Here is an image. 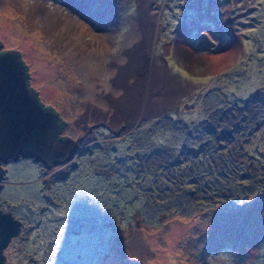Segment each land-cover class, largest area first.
Wrapping results in <instances>:
<instances>
[{"label": "rangeland", "instance_id": "rangeland-1", "mask_svg": "<svg viewBox=\"0 0 264 264\" xmlns=\"http://www.w3.org/2000/svg\"><path fill=\"white\" fill-rule=\"evenodd\" d=\"M0 42L72 141L86 106L132 126L49 170L7 165V264H264V0H0ZM132 45L139 97L121 104L109 67L123 83Z\"/></svg>", "mask_w": 264, "mask_h": 264}, {"label": "water", "instance_id": "water-1", "mask_svg": "<svg viewBox=\"0 0 264 264\" xmlns=\"http://www.w3.org/2000/svg\"><path fill=\"white\" fill-rule=\"evenodd\" d=\"M28 77L18 52L0 50V164L19 158L46 166L70 162L76 155V142L60 136L58 113L40 101ZM21 226L20 219L0 209V264H7L4 251Z\"/></svg>", "mask_w": 264, "mask_h": 264}, {"label": "bare ground", "instance_id": "bare-ground-1", "mask_svg": "<svg viewBox=\"0 0 264 264\" xmlns=\"http://www.w3.org/2000/svg\"><path fill=\"white\" fill-rule=\"evenodd\" d=\"M56 21L57 20L53 18V22H56ZM78 25L81 27L82 31H84V29H86V31L88 30L86 28L87 27L86 25H84L80 22L78 23ZM137 34L140 35L139 33H137ZM138 52H139V55H138ZM140 52H142L141 45L140 46L139 45L138 46L132 45L130 49L126 48V51L124 53V57L126 56L129 60H126L123 58V60L125 61V64H124L125 66H123L124 67L123 68V74L125 75L123 83H121L120 81H117L118 77H117V75H115V64H113L109 67V75H112L113 77L112 78L110 77V81L108 82V84H109V86L112 85L111 87H113V86L119 87L117 90L115 88H113V89L115 90L116 97L121 96V97L116 98V99H118L117 100L118 102H121V104H123L125 100H127L129 102V101L133 100L134 98L137 99V96L139 97V95H138L139 92L134 91L133 89H129L130 83H128V77H130L131 75H134L133 72H135V71L140 73L141 68L144 67V65L140 64V63L143 62L145 58L143 57V60L140 61V57H141ZM138 61H140V63ZM156 83H163V80L160 77H158L156 74L153 73V74H151L150 82L147 85H153ZM163 86H164V88H163ZM122 91H124V92H122ZM156 92H157V97H158L157 103L159 104V101H160V103H163L164 97H166L165 93H167V92L169 93L170 88L167 89V85L166 84L164 85V83H163V85L159 84V87L157 88ZM108 97L110 98V95L104 96V98H108ZM144 100H145V98H144ZM110 102H112V100H110ZM157 103L155 104L153 101L151 103L148 102V104H146V106H148V111L150 110V112H156V110L155 111H153V110L155 108L154 105L156 107L158 106ZM143 105H145L144 102L141 106V109L143 108ZM115 107L117 108V113L120 114L119 119H117V121H116V123L118 125L121 122V120L123 121L128 117V116H126L128 114L125 112L123 105H120L121 108H118V105ZM129 107H131V106H129ZM151 108H152V110H151ZM96 111H97V113H96L95 117L100 118V117L104 116L105 112L102 111L101 109L98 108ZM141 112H142V110H141ZM147 114H148V112H147Z\"/></svg>", "mask_w": 264, "mask_h": 264}, {"label": "flooded vegetation", "instance_id": "flooded-vegetation-1", "mask_svg": "<svg viewBox=\"0 0 264 264\" xmlns=\"http://www.w3.org/2000/svg\"><path fill=\"white\" fill-rule=\"evenodd\" d=\"M44 105L46 107H50L51 109H53L54 111H56L51 106H48L46 104H44ZM84 109H85V112H83L81 114V118H78L77 123H75L76 126H77V128H78L77 129L78 130V133H76L75 135H73L74 138H75V141H76V149L79 148V147L82 148V146H84V145L86 146L87 140L90 139V138H91V142L97 141L98 129L108 128L109 129V133L111 135H113V136H116L118 134V132H121V131L125 130L128 126L130 128L132 127V126H130L131 125V122L129 121V118L128 117L125 120H123L124 122L121 120V122L115 128L112 127L113 123L116 122L117 119H119V116H120V114L117 113V108L114 105H110L104 111L105 112L104 113V116L103 117H100V118L95 117V115L97 113L96 108L95 109L94 108L91 109V108H88V106H86ZM89 119H90L91 122H93V124L92 123H90V124L88 123L89 122ZM103 119H105V120L108 121L107 125L102 124ZM60 121L62 122V128H61V131H60V136H62L63 138H66V139L68 138V139L71 140V135L68 136V135H63L62 134V129L64 127V123H63V120H62L61 117H60ZM78 122L81 123V124L78 125ZM97 122H100V123H97ZM73 133H75V132H73ZM100 133L103 136V138H105L107 136V134L103 131V129L100 130ZM20 159H31V158H19L18 160H20ZM18 160H15V161H10L9 160L8 162L1 163L0 164V190H3V188H4V179L3 178H4V175L6 174V171H7L6 170L7 165L9 163H11V162H17ZM67 163H68L67 161H63V162H61L59 164L50 163L49 166H46V165H44L42 163H40V164H42V166L46 170H49V169L53 168L54 166H59L60 164H67ZM53 177H54V175L51 176V179ZM44 180L46 181L47 179L44 178ZM0 209L2 211H5V212H11L9 210H3L1 207H0Z\"/></svg>", "mask_w": 264, "mask_h": 264}]
</instances>
